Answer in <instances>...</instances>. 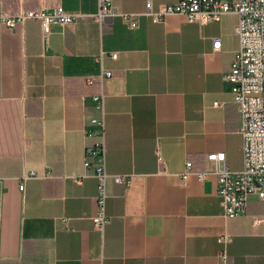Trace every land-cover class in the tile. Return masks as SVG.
Here are the masks:
<instances>
[{"label": "crops", "instance_id": "0c3cea01", "mask_svg": "<svg viewBox=\"0 0 264 264\" xmlns=\"http://www.w3.org/2000/svg\"><path fill=\"white\" fill-rule=\"evenodd\" d=\"M148 1L113 4L139 14ZM151 1L157 9L180 0ZM0 3L10 16L58 6L78 15L48 40L39 22H0V264H220L225 236L234 264H264V225H254L264 201L252 196L245 216L225 217L216 175L182 182L187 161L204 170L211 154H224L232 171L244 166L224 79L240 46L236 14L204 25L142 16L133 29L120 18L98 24L99 0ZM102 69L112 71L103 83L107 171L131 176L108 186L103 234L93 223L98 181L85 168L96 115L85 79Z\"/></svg>", "mask_w": 264, "mask_h": 264}, {"label": "built area", "instance_id": "2783aa9c", "mask_svg": "<svg viewBox=\"0 0 264 264\" xmlns=\"http://www.w3.org/2000/svg\"><path fill=\"white\" fill-rule=\"evenodd\" d=\"M178 14L189 22L202 25L220 21L224 15L236 14L239 18L236 34L239 38V50L235 54L231 71L225 74V80L231 84L234 102L240 115V134L244 142V166L241 171H232L225 162L224 154L207 156L211 167L204 170H194L192 161L186 162V170L182 174V182L190 175H195L203 181L210 175L217 177V193L221 200L225 217L245 216L250 198L258 196L264 201V0H180L176 4L161 5L157 9L149 0L143 13L132 14L119 11L113 0H99V11L93 19L101 26L115 18L126 22L130 28H137L142 16L151 18L154 23H162L169 15ZM78 15L66 11L62 6L52 9L23 11L10 16L3 13L0 3V22L10 28H15L26 21L39 22L42 26L45 40L49 39L55 27L73 24ZM221 40L215 39L213 48L221 49ZM105 55L103 52L99 61ZM117 60V52L110 53ZM112 77V71L102 69L98 78L88 77L85 85L96 88L89 99L96 115L91 117L86 128L87 144L85 168L89 176L98 181L96 196L97 211L93 223L100 233H104L109 223L107 215L108 186L110 182L117 185H128L131 176L128 174H110L107 171V150L105 143V94L103 83ZM220 106L218 102L214 104ZM158 159L162 162L160 151ZM35 176L33 172L24 176V180ZM24 184L21 185L23 190ZM254 225H264V216L254 219ZM219 243L223 249L219 254L220 264H234L229 259L227 246L228 237H221Z\"/></svg>", "mask_w": 264, "mask_h": 264}]
</instances>
